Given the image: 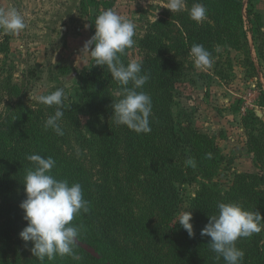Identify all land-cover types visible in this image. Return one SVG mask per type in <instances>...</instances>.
<instances>
[{"label":"trees","instance_id":"obj_1","mask_svg":"<svg viewBox=\"0 0 264 264\" xmlns=\"http://www.w3.org/2000/svg\"><path fill=\"white\" fill-rule=\"evenodd\" d=\"M197 2L207 8V18L199 24L187 11ZM185 5L182 12L164 9L138 39V61L150 74L142 89L152 99L148 134L114 123L112 104L120 98L121 86L93 58L76 97L64 99L63 136L44 128L54 106L26 102L10 76L1 80L18 99L0 118V264H225L210 249V237L200 234L209 216L218 213L217 204L238 202L264 215V122L257 114H248V145L261 173H236L223 190L212 183L221 163L216 144L191 123H177L173 113L175 85L185 75L193 44L203 45L210 54L217 47L236 49L244 54V66L254 68L243 31L244 0H185ZM258 51L264 59V40ZM6 53L0 44V56ZM121 60L130 61L124 54ZM209 152L211 159L206 158ZM29 154L52 157L57 179L82 186L90 210L71 222L80 226L74 248L78 259L66 255L41 262L32 255L31 242L19 237L27 224L19 205L26 198ZM189 157L195 160L194 168L184 163ZM198 175L204 180L187 209L195 232L190 238L169 221L181 201L177 184ZM261 243L257 233L237 240L245 253L243 264H264Z\"/></svg>","mask_w":264,"mask_h":264},{"label":"rangeland","instance_id":"obj_2","mask_svg":"<svg viewBox=\"0 0 264 264\" xmlns=\"http://www.w3.org/2000/svg\"><path fill=\"white\" fill-rule=\"evenodd\" d=\"M166 0H0V8H16L27 27L18 35L0 32V44L7 49L0 56V118L18 97L4 89L1 80L10 76L26 102L33 96L47 95L63 88L67 101L75 98L81 76L91 65V46L95 18L112 10L136 25L135 44L124 56L138 60V39L148 23L158 20ZM243 31L250 49L253 69L244 66V54L230 47H217L213 64L197 69L189 58L185 75L176 82L173 113L176 122L191 123L216 144L221 163L212 183L225 190L236 173H261L256 155L249 148L252 120L250 112L264 122V59L258 46L264 40V0H244ZM85 123L88 116H82ZM191 176L177 184L181 201L169 221L173 229L183 228L178 218L187 211L203 181ZM264 243V230L260 233Z\"/></svg>","mask_w":264,"mask_h":264},{"label":"clouds","instance_id":"obj_3","mask_svg":"<svg viewBox=\"0 0 264 264\" xmlns=\"http://www.w3.org/2000/svg\"><path fill=\"white\" fill-rule=\"evenodd\" d=\"M172 13L186 10L185 0H166L163 6ZM190 19L197 24L207 18V8L197 2L187 9ZM94 35L85 42L84 49L89 51L97 66L107 67L112 78L121 86L120 98L113 101V121L116 125L126 126L137 134L151 132L149 117L152 113L151 96L143 91L150 80V74L142 71V62L130 60L125 64L121 55L135 44L136 25L112 10H105L95 18ZM27 27L24 16L14 7L0 8V32L5 35H18ZM190 55L197 69L211 68L213 60L210 52L201 44H193ZM39 104L55 107L54 115L44 122V128L52 129L56 135L63 136L60 121L63 118L65 92L57 88L47 95L33 96ZM212 153H206L211 159ZM26 159L30 167L24 176L26 198L20 208L24 212L26 226L19 237L27 244L33 256L43 262L45 258L72 256L77 258L74 248L80 235V226L71 222L74 217L89 212V201L84 199L80 183H69L67 179H57L52 174L55 160L40 154H29ZM186 166L195 167L191 157L185 160ZM218 213L209 216L208 223L201 230V236L210 237V249L216 259L223 258L225 264H243L245 253L237 247V240L247 238L264 230V215L250 211L238 202H219ZM192 212L183 211L177 222L194 237Z\"/></svg>","mask_w":264,"mask_h":264}]
</instances>
